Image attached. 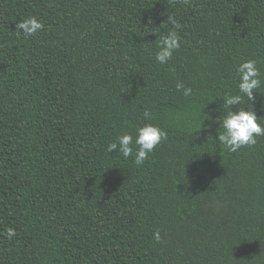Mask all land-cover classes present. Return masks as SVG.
Listing matches in <instances>:
<instances>
[{
  "label": "trees",
  "instance_id": "trees-1",
  "mask_svg": "<svg viewBox=\"0 0 264 264\" xmlns=\"http://www.w3.org/2000/svg\"><path fill=\"white\" fill-rule=\"evenodd\" d=\"M249 59L264 123V0H0V264H264V136L230 152L216 122ZM148 123L143 165L107 151Z\"/></svg>",
  "mask_w": 264,
  "mask_h": 264
},
{
  "label": "clouds",
  "instance_id": "clouds-1",
  "mask_svg": "<svg viewBox=\"0 0 264 264\" xmlns=\"http://www.w3.org/2000/svg\"><path fill=\"white\" fill-rule=\"evenodd\" d=\"M167 22L173 26L172 30L160 35L157 39L159 42L155 59L160 64L168 63L172 59L174 52L181 47V37L177 31L181 29V24L172 15L168 16ZM43 28V23L35 16L24 18L16 24L17 32H22L25 37L35 35ZM236 73L239 77V94H224L222 107L225 109L226 114L223 115L222 119L216 118V122L220 124L219 129H223L222 132H218V140L230 152H236L245 146L255 145L257 137L264 136V123L260 122L254 110V105L257 102L256 93L259 92L262 85L257 61L249 59L241 62L236 68ZM176 89L186 98L193 94V89L186 87L182 81L177 82ZM245 97L249 106L235 107L243 104ZM143 118L151 120V112L145 109ZM167 138V131L155 124L148 123L137 127L135 133L126 132L118 136L115 142L109 143L107 151L110 153L119 151L124 158L134 155V163L137 166H141L149 158V154L154 151L156 146ZM5 234L11 240L16 236V230L9 227L5 230ZM154 239L157 242L161 241L159 230L154 232Z\"/></svg>",
  "mask_w": 264,
  "mask_h": 264
}]
</instances>
